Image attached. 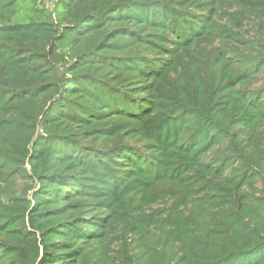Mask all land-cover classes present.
I'll return each mask as SVG.
<instances>
[{
  "label": "trees",
  "instance_id": "1",
  "mask_svg": "<svg viewBox=\"0 0 264 264\" xmlns=\"http://www.w3.org/2000/svg\"><path fill=\"white\" fill-rule=\"evenodd\" d=\"M0 264H264V0H0Z\"/></svg>",
  "mask_w": 264,
  "mask_h": 264
},
{
  "label": "rangeland",
  "instance_id": "2",
  "mask_svg": "<svg viewBox=\"0 0 264 264\" xmlns=\"http://www.w3.org/2000/svg\"><path fill=\"white\" fill-rule=\"evenodd\" d=\"M46 6L50 7L49 2L46 3ZM22 187H23V182L19 181V180H15L7 187V189H8L9 192H13V191H16L18 189H21ZM163 204H164V199L160 198L158 200V204H155V206L156 207H161Z\"/></svg>",
  "mask_w": 264,
  "mask_h": 264
}]
</instances>
